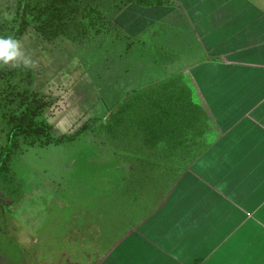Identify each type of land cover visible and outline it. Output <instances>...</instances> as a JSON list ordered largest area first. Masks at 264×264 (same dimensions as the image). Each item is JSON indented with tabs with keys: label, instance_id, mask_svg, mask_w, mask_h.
Listing matches in <instances>:
<instances>
[{
	"label": "rangeland",
	"instance_id": "obj_1",
	"mask_svg": "<svg viewBox=\"0 0 264 264\" xmlns=\"http://www.w3.org/2000/svg\"><path fill=\"white\" fill-rule=\"evenodd\" d=\"M34 1H38L35 6L42 7L49 0ZM179 1L171 0L169 5L176 10L166 18H160L162 28L167 24L170 28L149 35L154 47H158L157 52L153 47L149 51L139 46L127 50L123 42H118L108 32L97 33L95 29L80 32L76 39L80 47L75 42V47L64 44L65 48L53 54L41 53L29 35L19 39L17 44L21 55L5 63L24 61L35 65V87L56 99L46 112L48 122L53 125V136L70 133L89 117H96L79 137L70 142L48 146L18 142L12 160L15 163L11 167L8 164L6 174H1L0 178V264H49L48 259L55 261L52 264H78L82 256H87L90 264H97L102 257H111L112 248L109 247L115 239L120 237L123 241L137 236L135 227L127 229L145 215L149 207L128 208L125 219L115 215L113 218L114 210L104 213L101 201L113 197L128 172L122 160L111 155L107 146L95 141L92 129L108 117L110 108L117 106L130 91L161 82V78L203 58L193 52L208 49L206 31L191 20L190 1L183 4ZM18 4L19 0H0L1 25L8 27ZM72 5H61L65 14L55 12L54 16L48 17L49 29L54 31L67 26L70 33L79 29L77 22L68 18ZM163 14L156 13L157 17ZM221 32L223 30H218L217 34L221 35ZM183 80L181 83L184 82L188 92H183L180 98L184 100L186 110H193L190 100L195 98L196 90L190 80ZM137 102L136 110L132 112V115L136 113L133 116L135 122L132 116L128 117L127 122L131 125L125 133L128 138L141 135L148 140V134L157 131L150 124L155 111L146 100ZM163 103L161 100L158 104V130L172 125V117L176 114L169 111L174 103L166 104V100ZM204 115L199 113L200 118L204 119ZM183 117L186 118L176 119L175 123L191 124V112ZM206 120L209 121L208 117ZM6 142L7 134L0 128V149ZM95 212L101 218L93 221L92 217L98 215ZM65 213H68V221L73 222L68 226L69 239L61 225ZM80 222L83 224L82 235H78L81 238L77 236L81 230L77 227ZM50 234L55 240L47 237ZM82 238L92 241L86 244ZM68 246H73V250Z\"/></svg>",
	"mask_w": 264,
	"mask_h": 264
},
{
	"label": "crops",
	"instance_id": "obj_2",
	"mask_svg": "<svg viewBox=\"0 0 264 264\" xmlns=\"http://www.w3.org/2000/svg\"><path fill=\"white\" fill-rule=\"evenodd\" d=\"M189 1L209 47L161 79L190 80L205 118L191 110L181 137L159 143L206 150L97 264H264V0Z\"/></svg>",
	"mask_w": 264,
	"mask_h": 264
},
{
	"label": "trees",
	"instance_id": "obj_3",
	"mask_svg": "<svg viewBox=\"0 0 264 264\" xmlns=\"http://www.w3.org/2000/svg\"><path fill=\"white\" fill-rule=\"evenodd\" d=\"M37 3L38 1L34 0H19L16 12L8 22V27L0 24V39H12L17 43L21 37L29 35L32 38L30 40H33L37 45V49L39 47L41 53L53 54V52L65 48L67 44L72 47L76 45L80 47V43L76 40L80 32L95 29L97 33L108 32L115 40L123 42L127 50L133 46H139L149 51L153 47L157 52L158 47H154L149 35L153 31L159 32V30L170 28L169 24L162 28L161 17L166 18L168 14L176 10L174 6L169 5L171 0H49L42 7L35 6ZM67 4H73L69 10L71 17L68 16V18L76 21L79 29L70 33L68 27L63 26L52 31L47 24L48 17L54 16L55 12L61 15L65 14L61 5ZM182 9L184 10V8ZM159 12L164 14L157 17L156 13ZM135 26L139 29H134ZM29 63L17 61L7 64L0 59V128L7 134V142L0 149V178L1 174H6L5 168L8 169V164L11 167L15 163L12 160L16 155L15 148L18 142L19 144L24 142L30 146L35 144L48 146L70 142L79 137L96 117H89L70 133L63 132L58 136H53L51 133L53 125L48 122L46 112L56 99L40 90L39 87H35L37 71L35 65ZM182 81L180 76L172 74L161 82L130 91L125 98L120 99L117 106L110 108L109 116L92 129L95 141L107 146L111 155L122 160L128 172L113 197L110 200L101 201L100 205H103L104 213L114 210L111 214L113 218L115 215L119 218L124 216L123 219H125L128 215L125 212L126 209L133 210L135 207L147 205L149 207L145 211V215L132 224L127 231L139 225L153 213L152 211L159 208L175 186L181 173L206 150L201 146L191 148L187 144H183L182 147L177 148L157 143L161 138L175 141L181 137L179 131L185 130L186 125L175 123L176 119L184 120L186 117L183 116H189L192 110L190 108L186 110L183 106L185 104L181 99V94L188 91L183 85L184 82L181 83ZM97 90L99 92L98 88ZM169 91L175 94L171 93L170 95ZM141 99L143 103L146 100L155 111L150 124L157 131L155 134H148V140H145L141 135L134 139L128 138V134L125 133L131 125L127 119L131 116L133 118L136 114L132 115V112L133 109L136 110L137 101ZM161 100L164 103L166 100V104L174 103L169 111L176 114L172 117V125L166 129L159 128L158 130L156 123L160 119L158 118L160 114L158 104ZM190 102L194 106L193 110H197V114L205 113L200 104L192 100ZM176 105H178L177 108ZM133 121L135 122V118ZM142 125H144V121H142ZM140 130L142 131V129ZM95 213L98 215L92 217L93 221L101 218L98 212ZM109 217L112 216L109 215ZM68 218V213H65L64 218L61 219V225L64 227L62 230L67 233L64 235L69 239L68 226L73 222H69ZM86 223L88 224L87 221ZM82 225L81 222L77 225L78 228L81 227L77 236L82 235ZM47 237L55 240L51 234ZM91 237L93 238V236ZM82 240L86 244L92 241L85 240V238ZM68 247L72 248L73 246ZM105 248L107 249L108 246ZM111 248L112 245L109 249ZM82 258L84 259L83 256ZM83 259L80 261H85ZM48 260L49 264L55 262L51 259ZM87 263L90 264L89 260Z\"/></svg>",
	"mask_w": 264,
	"mask_h": 264
},
{
	"label": "clouds",
	"instance_id": "obj_4",
	"mask_svg": "<svg viewBox=\"0 0 264 264\" xmlns=\"http://www.w3.org/2000/svg\"><path fill=\"white\" fill-rule=\"evenodd\" d=\"M20 55L21 53L16 41L12 39H0V59L8 62Z\"/></svg>",
	"mask_w": 264,
	"mask_h": 264
}]
</instances>
